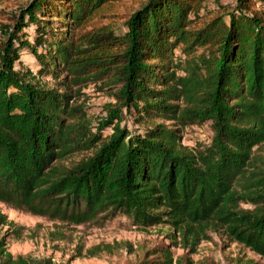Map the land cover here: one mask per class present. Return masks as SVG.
Listing matches in <instances>:
<instances>
[{
  "label": "trees",
  "instance_id": "16d2710c",
  "mask_svg": "<svg viewBox=\"0 0 264 264\" xmlns=\"http://www.w3.org/2000/svg\"><path fill=\"white\" fill-rule=\"evenodd\" d=\"M7 20L0 204L55 225L166 228L145 264H193L212 234L258 257L236 264H264V0L215 14L205 0H26ZM90 86L113 100L96 123ZM194 126L208 142L183 143ZM0 264L55 263L12 255L1 238Z\"/></svg>",
  "mask_w": 264,
  "mask_h": 264
},
{
  "label": "rangeland",
  "instance_id": "374dc122",
  "mask_svg": "<svg viewBox=\"0 0 264 264\" xmlns=\"http://www.w3.org/2000/svg\"><path fill=\"white\" fill-rule=\"evenodd\" d=\"M26 0H0V24H7V16L17 9ZM231 0H205L206 6L217 12L218 4H230ZM84 101L94 122L105 115L101 110L104 104L113 100L90 86L84 88ZM128 129L136 127L130 119L121 122ZM111 130L105 132L109 134ZM211 137L207 126L188 128L183 135V143L193 146L197 143H206ZM0 214L7 222H14L23 228L21 236L16 238L11 233L9 224H0V239L5 242V249L12 255H31L33 257H50L55 264H145V260L153 255L149 252L159 248L169 241L165 238L166 228H149L139 230L124 217H115L97 224L95 222L78 226L56 225L43 217L30 215L0 204ZM51 232H61L65 238L51 240ZM8 233V235H6ZM109 244L110 248L100 250L97 257H86L85 250ZM77 246H83L80 255L76 252ZM175 255L183 252L172 248ZM258 259L251 252L241 250L233 243H228L224 237L212 234L210 242H202L197 252L190 256L193 264H236L238 254Z\"/></svg>",
  "mask_w": 264,
  "mask_h": 264
}]
</instances>
